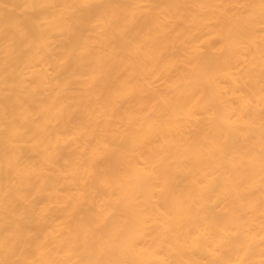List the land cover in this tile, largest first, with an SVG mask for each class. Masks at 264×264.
<instances>
[{
  "label": "bare ground",
  "instance_id": "6f19581e",
  "mask_svg": "<svg viewBox=\"0 0 264 264\" xmlns=\"http://www.w3.org/2000/svg\"><path fill=\"white\" fill-rule=\"evenodd\" d=\"M0 264H264V0H0Z\"/></svg>",
  "mask_w": 264,
  "mask_h": 264
}]
</instances>
